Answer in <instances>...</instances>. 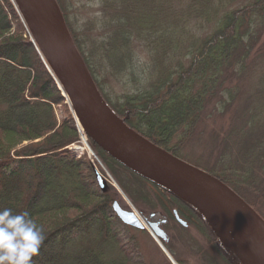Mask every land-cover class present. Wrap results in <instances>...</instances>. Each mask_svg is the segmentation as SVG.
Here are the masks:
<instances>
[{
	"label": "trees",
	"instance_id": "trees-1",
	"mask_svg": "<svg viewBox=\"0 0 264 264\" xmlns=\"http://www.w3.org/2000/svg\"><path fill=\"white\" fill-rule=\"evenodd\" d=\"M98 1L104 17L97 21L104 34L97 42L101 59L110 64L124 58L130 62L129 49L135 42L164 76L161 84L125 98L119 107L111 106L95 78L91 56H87L91 45L89 49L72 31L62 1L55 0L106 103L131 130L182 160L181 148L195 131L200 114L226 91L221 88L228 76L241 75L240 65L246 63L258 46L264 0H253L224 12L228 5H223V0H217L216 5H212L213 0ZM214 19L215 32L195 46L183 48L190 58L186 67L175 71L165 66L163 61L168 53L180 47V39L174 38L180 34L177 30L184 31L192 20L211 23ZM12 22L15 27L11 35ZM176 67L180 68L179 63ZM63 102L60 89L31 43L15 7L9 0H0V209L27 211L42 226L47 238L33 264H139L122 255L124 248L117 238L122 223L112 210V204L119 202L116 192L109 188L100 192L94 169L87 160H75L62 150L55 152L78 140L69 113H64L60 125L56 121L53 106ZM180 128L183 132L179 138ZM39 139L43 142L31 144ZM262 140L264 132L252 139V146ZM24 143L29 145L23 147ZM88 144L104 164L112 162L124 169L89 139ZM257 148L252 153L255 162L239 171L235 167L217 171L195 167L228 186L264 220V148ZM130 174L135 184L147 183L155 190L153 201L143 197L144 209H160L169 220H174L176 212L188 227L208 230L205 220L191 206L168 190ZM118 184L136 204L142 195L131 194L121 180ZM67 210H77V215L65 217ZM109 247L115 250L114 257L108 256ZM222 255L230 264L239 263L228 253Z\"/></svg>",
	"mask_w": 264,
	"mask_h": 264
},
{
	"label": "rangeland",
	"instance_id": "rangeland-1",
	"mask_svg": "<svg viewBox=\"0 0 264 264\" xmlns=\"http://www.w3.org/2000/svg\"><path fill=\"white\" fill-rule=\"evenodd\" d=\"M9 1H11L12 6L15 7V11L20 17V20L28 33V37L31 39V43L36 47L39 56L60 89L61 96L64 98L62 105L53 106L57 123L60 125L61 121L64 119V113H69L78 131V140L76 142L71 143L62 149L55 150V152L62 150L63 152H67L70 157L75 160H87L94 169L96 183L100 192L104 193L107 188L116 192L119 202H115L118 203L122 209L133 212L144 225L143 230L132 228L124 224L119 227V236H117V238L121 240V246L124 248V253H122V255L124 257L128 256L134 262L139 264H230L225 258H223L222 254H225L226 251L219 242L215 230L205 219V224L207 225L208 230L206 229L205 231L200 227L204 231L202 232L193 225L188 227L187 223L177 215L179 219L186 223L187 227H183L174 215V220H167L162 226V229L168 236V240L162 242L154 238L143 221V218H147L151 214H160L162 218L167 219L166 214L160 209L153 211L144 209V206L146 205L145 203L148 199L151 201L154 200L155 190L147 183H144V185L141 183L135 184V181L130 174L133 172L125 168L119 162L118 163L124 167L125 170L114 165L112 162H110V164H104L101 158L88 144V138L85 134H83L85 141L83 140V135L79 132L74 111L66 94L63 89H61L55 74L52 72L48 63L39 51L38 46L35 44L16 3L14 0ZM61 1L65 8L67 19L71 25L72 31L85 41L87 47L89 44L91 45V49L88 47L90 52L87 53V56H91L90 63L96 70L95 78L101 87L105 98L108 99L112 107H119L125 101V98L135 94L146 93L154 87V84L158 85L163 82L164 76L161 73V70H157L156 65L153 64L154 62L150 60L151 57L135 42L131 44V48L129 49L132 54H130L131 64L127 58H124V61L116 60L114 62L115 64H110L108 60L101 59L102 51H98L97 42L104 34L99 30L97 21L104 17H102L100 13L98 0ZM252 1L253 0H223V5H228V7L224 6L225 8L222 12L241 8ZM51 2L55 9L58 10L62 21H64L55 0H51ZM217 2V0H213L212 5H216ZM190 22L191 23L185 26L184 31H176V33L179 32L180 34L175 35L174 38L180 39V47H178V50L176 51L169 52L167 58L163 61L166 67L173 68L175 71L186 67L190 62V58L187 53L184 52L183 48L188 47L189 44L195 46V43H200L201 40L215 32L216 19L211 23L201 20H192ZM88 24H90V27H88ZM11 27H13L10 32L12 35L15 22H12ZM64 27L74 44L65 21ZM259 28L261 29V38L258 46L252 50L251 56L246 63L240 65V67L243 68L241 75H230L225 79L221 89L224 88L226 91L220 93V99H222H215L212 101V103L204 109L202 114H200L195 131L192 136L186 139L184 146L181 148L180 154L182 161L194 167L197 166L202 169H213L214 171L229 167H235L237 170L247 167L251 162H255L252 153L257 147V149L264 148V140H262L261 144L252 146V139L258 138L262 132H264L263 21ZM84 53L86 54V51ZM176 55H180V57L174 58ZM80 58L88 71L81 56ZM178 63L180 68L176 67ZM91 80L98 91L92 77ZM172 80H176V75ZM161 92H163V89ZM225 92H230L232 96L230 97ZM98 93L100 94L99 91ZM27 99L31 101L36 100ZM63 106H66L67 110H65ZM111 106H109L110 109ZM114 114L116 115V113ZM118 118L122 120L120 117ZM253 121L254 125H252ZM179 127H183V125H180ZM182 132L183 130L180 128L177 135L179 138L182 135ZM40 142L43 141L39 139L32 141L31 144L34 145ZM28 145L29 143H24L23 147H27ZM112 172L115 173L116 176H114ZM98 176L101 177L102 184L105 186L104 189H101V186L98 183ZM120 180L123 182L124 187H128L131 194L142 195L136 204L133 203L120 187L118 184V181ZM145 196L147 198L145 199L146 201H144L143 198ZM77 210L65 211V217L76 216ZM175 213L176 212H174V214ZM215 236L217 240H215ZM107 253L110 258L115 256V250L111 251L110 247L107 249ZM178 261L181 263H178Z\"/></svg>",
	"mask_w": 264,
	"mask_h": 264
},
{
	"label": "water",
	"instance_id": "water-1",
	"mask_svg": "<svg viewBox=\"0 0 264 264\" xmlns=\"http://www.w3.org/2000/svg\"><path fill=\"white\" fill-rule=\"evenodd\" d=\"M14 2L87 138L125 168L196 210L215 230L226 253L239 264H264V220L224 183L152 144L114 114L96 90L57 9V18H52L43 0ZM97 180L104 189L100 176ZM112 210L122 224L144 229L137 216L118 203L113 204ZM143 221L155 239L167 240L162 229L167 220L160 214H151ZM236 231L244 235L245 242L238 239Z\"/></svg>",
	"mask_w": 264,
	"mask_h": 264
},
{
	"label": "clouds",
	"instance_id": "clouds-1",
	"mask_svg": "<svg viewBox=\"0 0 264 264\" xmlns=\"http://www.w3.org/2000/svg\"><path fill=\"white\" fill-rule=\"evenodd\" d=\"M46 238L42 226L27 211L0 209V264H33Z\"/></svg>",
	"mask_w": 264,
	"mask_h": 264
},
{
	"label": "bare ground",
	"instance_id": "bare-ground-1",
	"mask_svg": "<svg viewBox=\"0 0 264 264\" xmlns=\"http://www.w3.org/2000/svg\"><path fill=\"white\" fill-rule=\"evenodd\" d=\"M50 16L52 18H57V14H56V11H55V8L52 6V2L51 0H43ZM71 105V104H70ZM76 122H77V119H76ZM78 129H79V132H81V134L83 135L84 134V130L83 128L80 126V124L78 123ZM83 140L85 141L84 139V135H83ZM236 236L238 237V239H240L242 242L244 241L245 237L244 235H242L239 231H236ZM245 242V241H244ZM246 245L248 246V248L246 247V250L248 253H250V250H251V246L250 244L247 242L246 240ZM250 249V250H249Z\"/></svg>",
	"mask_w": 264,
	"mask_h": 264
},
{
	"label": "flooded vegetation",
	"instance_id": "flooded-vegetation-1",
	"mask_svg": "<svg viewBox=\"0 0 264 264\" xmlns=\"http://www.w3.org/2000/svg\"><path fill=\"white\" fill-rule=\"evenodd\" d=\"M166 220H168L169 221V219L167 218ZM183 226V225H182ZM183 227H187V226H183ZM165 232V231H164ZM165 234H166V232H165ZM166 238H167V240H168V236H167V234H166Z\"/></svg>",
	"mask_w": 264,
	"mask_h": 264
}]
</instances>
